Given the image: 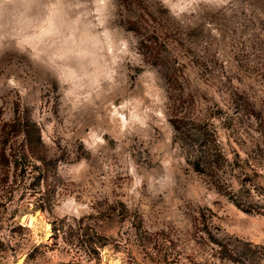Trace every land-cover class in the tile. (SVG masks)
Masks as SVG:
<instances>
[{
  "label": "rangeland",
  "instance_id": "1",
  "mask_svg": "<svg viewBox=\"0 0 264 264\" xmlns=\"http://www.w3.org/2000/svg\"><path fill=\"white\" fill-rule=\"evenodd\" d=\"M170 75L239 158L232 191L264 206V0H0V146L6 124L35 123L52 160L39 176L24 135L9 133L0 264H223L194 233L201 213L218 236L264 246V214L186 163ZM137 213L164 237L162 256L120 238ZM80 217L96 253L73 235Z\"/></svg>",
  "mask_w": 264,
  "mask_h": 264
},
{
  "label": "trees",
  "instance_id": "2",
  "mask_svg": "<svg viewBox=\"0 0 264 264\" xmlns=\"http://www.w3.org/2000/svg\"><path fill=\"white\" fill-rule=\"evenodd\" d=\"M179 80L177 76H168V81L177 90V98L172 105L169 121L174 131V140L182 148L186 163L194 172L204 177L209 186L214 188L219 194L228 196L237 207L246 212L264 214V206L232 191L229 177L234 173V168L238 165L239 158L233 161L227 158L224 146L219 138L218 129L209 118L211 114L207 115L206 118V116L203 117L196 114L190 108L194 105L193 96L184 94V88ZM6 126L9 128L8 130L3 129L5 138L1 140L0 165L5 167L10 163L8 155L5 153V148L9 144V139L12 137L9 136V133H12L14 136L21 132L24 135L21 148L25 146L27 151L39 160L41 164L39 167V176H45L49 166L52 164V160L48 159L46 153L40 149L43 143L36 124L30 122H12L6 124ZM7 147L10 148L11 144ZM8 154L14 161L15 167H17L19 161L21 164H25L26 154L23 151L11 148ZM247 180L246 178L243 184H246ZM40 207L43 208L42 205ZM119 214L122 215V218L128 215L122 209L119 211ZM206 219L204 214L201 213L197 220H194V233L198 234L202 243L210 246L212 251V254H210L211 257H216L223 264H257V260L264 256V246L253 245L250 242L239 241L236 238L220 237L211 229ZM82 223L83 217H80L76 221L78 227L73 235L80 239L81 244L85 245L89 254L96 253V248L93 247L91 241H88L86 230L84 229L82 233H78V230L82 227ZM70 224H67L68 228H71ZM64 226L63 219H55L53 222V230L55 231H63ZM130 226L132 228L131 231L125 237L120 236L124 244L127 245V250L133 246H139L142 250L151 253V255L162 256L160 251L164 247H168L165 244L166 241L163 236L159 237L149 232L143 226L138 213L134 214L131 218ZM18 227L22 228L23 226L18 225ZM2 246L3 242L0 241V248ZM128 253L130 254L129 251ZM257 254L260 256L256 260ZM164 259H167L166 251L163 254Z\"/></svg>",
  "mask_w": 264,
  "mask_h": 264
}]
</instances>
